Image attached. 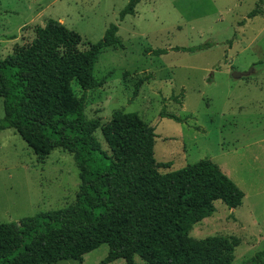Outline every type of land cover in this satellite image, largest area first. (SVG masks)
<instances>
[{
  "label": "rangeland",
  "instance_id": "obj_1",
  "mask_svg": "<svg viewBox=\"0 0 264 264\" xmlns=\"http://www.w3.org/2000/svg\"><path fill=\"white\" fill-rule=\"evenodd\" d=\"M129 1L0 0V58L31 42L35 27L49 18L78 32L81 49L100 40L110 24L118 25L125 47L108 46L98 56L94 75L107 79L87 92L86 116L106 122L118 109L138 113L156 128V160L172 163L164 171L205 158L216 162L245 192L243 204L230 209L216 201L215 213L190 234L210 250L205 264H264V254L256 257L264 250V3L140 0L135 13L120 20ZM257 7L263 13L248 17ZM206 42L211 46L196 52L171 49ZM148 47L169 51L151 55ZM235 71L252 72L237 78ZM148 75L134 95L137 81ZM72 85L79 96L80 86ZM162 111L179 120L161 117ZM95 135L110 152L100 129ZM80 183L68 151L56 148L41 160L15 129L0 130V223L68 207ZM108 252L104 243L85 254L82 264H102ZM107 264L127 263L120 258Z\"/></svg>",
  "mask_w": 264,
  "mask_h": 264
},
{
  "label": "trees",
  "instance_id": "obj_2",
  "mask_svg": "<svg viewBox=\"0 0 264 264\" xmlns=\"http://www.w3.org/2000/svg\"><path fill=\"white\" fill-rule=\"evenodd\" d=\"M139 2L130 0L120 20L134 14ZM261 13L257 7L248 17ZM118 30L110 24L100 40L81 49L78 32L49 18L35 27L31 42L0 58V130L15 129L41 160L56 148L68 151L81 180L74 204L0 223V264H82L85 254L104 243L109 252L102 264L120 258L127 264H205L210 250L191 236L194 226L215 213L218 200L230 209L243 204L245 192L209 158L164 171L172 163L156 160V128L138 113L118 109L106 122L86 116L87 92L107 79L94 75L98 56L108 46L125 47ZM210 46L171 49L196 52ZM168 51L145 49L151 55ZM150 77L137 81L134 95ZM73 81L82 90L79 96ZM172 99L179 102L178 95ZM160 116L179 120L165 111ZM98 129L110 152L96 137Z\"/></svg>",
  "mask_w": 264,
  "mask_h": 264
},
{
  "label": "water",
  "instance_id": "obj_3",
  "mask_svg": "<svg viewBox=\"0 0 264 264\" xmlns=\"http://www.w3.org/2000/svg\"><path fill=\"white\" fill-rule=\"evenodd\" d=\"M252 71H246V72H237V71H235L234 73H233V76L234 77H241V76H244V75H248V74H250Z\"/></svg>",
  "mask_w": 264,
  "mask_h": 264
}]
</instances>
